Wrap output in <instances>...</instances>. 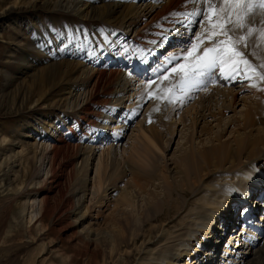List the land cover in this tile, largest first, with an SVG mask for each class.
I'll list each match as a JSON object with an SVG mask.
<instances>
[{
  "label": "bare ground",
  "instance_id": "obj_1",
  "mask_svg": "<svg viewBox=\"0 0 264 264\" xmlns=\"http://www.w3.org/2000/svg\"><path fill=\"white\" fill-rule=\"evenodd\" d=\"M218 2L221 10L229 7L221 3V0ZM196 7V4L187 3L186 0H67L64 3L62 0L41 3L38 0H0V22H9L15 29L23 30L24 36L30 33L35 42H40L41 45L38 46L42 53H32L29 58L32 56L33 62L27 60L24 69L33 70L32 66L38 62L42 63L44 72L39 74L35 67L34 73L37 74L34 85L19 86L17 92L20 96L13 94L12 101L9 100L11 95H6L3 99L11 102V106L7 108L11 110L15 107L14 112L21 109L29 112L42 105L37 111H42L38 114H43L46 121L39 130L40 126L35 128L39 133L35 135L36 141L32 144L34 152L29 156H37L38 146L41 145V153L51 154L54 158L62 157L64 161L59 164L60 169L69 166L73 176L77 160H90L98 149L95 145L110 135L108 130L115 131L110 135L111 138L114 137L111 142L115 141V146L108 149L118 150L116 147L127 130V125L122 127L121 123L133 120L140 112L142 104L152 97L151 94L155 95L158 102L150 108V112H155V108L162 110L163 100L168 104L167 108L171 107L172 102H168L170 97L167 99V96L162 98L158 95L166 87L162 79L168 78L170 85H182L184 74L180 72V68L191 67L197 63L198 54L203 47L212 44L206 37L214 29L207 22V28L205 24L201 26L199 40L196 41L200 52L194 49L193 53L186 54L175 72L166 71L172 65L169 60L166 64L161 61L156 65L152 58L166 50V44L184 46L193 41L192 29L199 18L189 16L188 13ZM38 8L66 13V23L52 21L45 31L41 28V22L39 26L26 28L30 25L27 18ZM89 14L97 29L91 28V21L87 18ZM262 15L264 13L258 10L257 19ZM219 39L226 37L220 36ZM48 45H51L50 49ZM240 47L253 64L264 65V34L256 31L250 46L245 49L241 44ZM73 52L75 54L71 56ZM179 53L178 51L177 54ZM152 64L153 70L150 72ZM241 67L246 68L247 79L243 75H233L226 71L225 75L232 78L221 77L217 85L201 93L198 104L188 111V120L193 129L197 126L205 130L206 127L203 126L206 123H213L207 120L209 117L219 125L218 134L210 138L208 143L200 148L192 145L189 146L190 149L188 146L184 147L170 160H164V164L161 162L162 165L154 157V148L150 145L143 146V151L140 147L142 152L136 150V157L130 154L132 164L126 166L129 173L124 168L119 172L122 182L126 179L129 184L119 189L122 191L117 199L104 205L107 206L106 211L110 210L107 216L99 217V211L93 208L95 202L100 201L103 204L104 198H100L98 192H106L108 188L100 184V181L95 184L98 195L93 196L85 210L84 200L65 201L69 205L68 213L80 215L83 219L78 234L90 242L96 241L102 245L101 250L88 252L89 256L84 264H264V220L255 221L254 224L258 225L255 231L242 230L244 238L232 231L224 246V252L214 263V245L220 239L219 231L215 233L216 242L210 241L213 246L206 249V256H198V246L203 242L201 234L206 231L205 237H210L213 234L211 230H220V227L225 229L227 225L224 223L229 224V220H232V213L229 212L235 210V204L230 202H235L238 198L235 186H239L242 193L248 188L264 189V91L261 90L264 89V81L260 80L253 69L245 65ZM144 71L150 72L151 78L162 73L164 76L153 80V83H146V86L139 84L132 99L127 100L130 101L128 111H121L126 104L124 96L134 90V87H130L138 84L136 80L140 78L136 79V76ZM258 71L264 72V67L258 68ZM40 80L51 87L58 82L63 84V88L56 93L61 96L62 107H54L50 113L46 112L44 100H56L52 98L51 89L39 84ZM199 80L200 83H193L190 89L185 90L184 95L181 94L182 97L177 94L182 100L179 101L177 97L179 103L173 105L171 111L179 110L183 103L189 102L194 88L202 90L207 87L209 82L206 76ZM77 89L84 91V104L80 103L82 94H75ZM23 91L25 94L21 98ZM172 93L176 92H170V95ZM246 93L253 96L249 95L247 98L248 95H244ZM135 98L136 102H133ZM219 98L223 99L220 104L217 102ZM31 100H34V104L28 106L27 103ZM240 100L243 101L245 109L240 115L227 120L226 111L229 108L234 110ZM178 101L175 99L174 102ZM108 102L110 106L106 105ZM134 103L135 106H131ZM118 111L121 112L119 117H124L123 121L116 118ZM235 113L237 114L236 111ZM65 117L66 121L70 120L69 127L62 123L61 119ZM93 117L103 123L100 122L99 128L91 133L89 126H96L97 123V118ZM184 117L180 116V123L184 122ZM112 121H115L114 124L107 126ZM116 124L119 127H115ZM231 126L230 137L226 139L224 137ZM199 132L200 130L197 134ZM88 136L95 144L94 147L83 145V140ZM144 136L153 138L146 132ZM6 140H9L7 135L2 141ZM146 148L151 150L146 151ZM104 152L105 150L102 153ZM105 173L106 167L102 166L100 176L104 177ZM88 179V172L84 173V170L76 178L82 197L88 194ZM133 189L137 195H134ZM136 197H143L141 209L136 205ZM130 206H137L136 215L133 209H129ZM229 206L232 208L228 211ZM211 215H214L215 220L209 224L207 219ZM34 216L41 218L42 209ZM218 218H221L220 227H217ZM57 220L62 221V217ZM78 221L80 220L77 218L72 222L76 225ZM96 226H103L105 229H97ZM210 256L211 259L204 260Z\"/></svg>",
  "mask_w": 264,
  "mask_h": 264
},
{
  "label": "rangeland",
  "instance_id": "obj_2",
  "mask_svg": "<svg viewBox=\"0 0 264 264\" xmlns=\"http://www.w3.org/2000/svg\"><path fill=\"white\" fill-rule=\"evenodd\" d=\"M8 1L9 0H6V2ZM38 1L41 3L61 0ZM62 1L64 3L67 0ZM218 1L219 0H216V3L210 5L208 8L216 7L220 9L221 4H218ZM65 16L66 13L64 12L56 13L51 10L46 11L45 9L38 8L27 18L29 19L28 21L31 26L29 25L26 28L31 29L32 26H39V22H41V28L45 31L46 27L55 21L60 20V22L65 24ZM87 18L91 21V28L97 29L96 23L91 20V14L87 15ZM206 22L209 23L208 20H206L203 24H205L207 28L208 26ZM8 23L0 22V264H84L87 262L89 256L88 252H91V250L99 251L102 249V245L100 242H90L86 237H81L78 234V230L82 227L80 223L83 222V219L80 215H74L70 212L68 213L69 205H67L65 201L67 199H70L71 202L80 199L84 200L85 210V206L91 203L93 196L95 197L99 193V195H101L100 198H104V202L103 204H101L100 201L98 203L95 202L93 208L96 209V211H99V217L107 216L110 213V210L106 211L107 206L104 207V205L107 202L110 204V201L113 202L117 199L122 191V189H119L124 188L129 184L126 179L122 182L119 172L124 168V170L126 169L127 173H129L126 166L128 165L129 167V164L130 166L132 164L130 163V154L135 156L138 150L140 152L145 150L143 149V146L150 145L152 146L151 148H154V157L159 160L158 162L162 165L164 164V160H170L176 153L179 154L184 147L188 148L192 145L194 148H200L206 144V142L208 143L210 138L215 137L219 130V125L209 117L207 120L213 123H206L203 126V128L206 127L205 130H201V128H198L197 126L193 129L191 122L188 120V111L198 104L202 95L201 91H194L192 98L188 100L189 102L183 103L179 110L172 109L171 111V108L174 107L173 105L182 100L179 95L182 97L181 94H183L184 88H180L179 86L176 88L175 85L168 84L169 79L163 77L164 79L162 80L166 87H164L163 91L160 90L158 95L162 98L167 96V99L170 97L173 100L170 104L171 107L167 108L166 106L168 104L166 105V101L163 100L164 107H162V110L155 108L156 114L155 112H150V108L154 104H157L158 99L154 94L152 95L149 93L152 97L148 99L146 103L142 104L140 112L135 116L136 118L134 121H127L129 124H126L123 121L124 117L121 115L119 117L121 112L117 113L116 118L118 117L117 119H122L121 121H123V124L121 123L120 126L123 127L127 125L125 137L116 147L118 150L116 149V151H114L108 149L115 146V141L111 142L114 137L111 138L110 136L115 132L114 130L108 131L110 133L109 137L105 140H101L97 145L90 141L91 139L89 136L88 138L86 137L82 142L83 145L89 147H94L95 145L98 149H95L96 153L90 160H77L75 163V174H73V176L69 166L60 169L59 164L64 161L62 157L54 158L51 154L41 153L43 151L41 145L38 146L39 150L37 156L31 158L29 154L34 152L32 144L36 141L35 135L39 133V131L36 130L37 126H40L38 128L39 130L41 125L46 121L43 114H38V112L42 111H37L42 105H39L38 108L35 110L32 109L29 112L22 109L14 112L13 110H16L15 107L11 110H8L7 108V106H11V102H5L3 99L6 95H11V99L9 98V100L12 101L13 94L20 96L19 92H17L19 86L31 87L34 85V77L37 74L34 73L35 67L38 68L36 69L39 74L44 72L42 63L39 64L38 62L34 64L35 66H32L34 71L32 69L27 71L24 69L27 60L28 62L29 60L30 62H33V57L31 56V58H29L32 53H42L40 50L41 45L40 42H35L34 36L30 33L24 36L23 30L15 29V26L9 25ZM187 23L186 20V24ZM196 25L198 26L196 27ZM200 25V23L194 25L192 29V37L193 32L194 37L196 34L198 35L201 29V27L199 29ZM217 30L218 29H214V31ZM254 32L256 33V31ZM48 37L50 38L51 36ZM50 48L51 45H48V49ZM74 54L75 53L73 52L71 56ZM61 59L64 60L65 58ZM246 82L247 81H244V83ZM138 83L143 84L141 81ZM39 84L43 87L46 86V83L41 80L39 81ZM146 85V83L143 84V86ZM46 87L47 89H51L52 98L53 100H56V102L48 101V99L44 100V102H46L44 108L46 112L50 113L52 110L51 108L55 107L58 109L63 106V101H60L61 96L56 95V93H59L58 90L63 88V84L58 82L52 87L51 85ZM133 87L134 90L130 92V94L128 93L124 96L126 98V104L123 105L124 108L121 109V111H128L130 101L127 100L132 99L134 93L137 91L138 84L130 88ZM77 90L75 91V94L78 95L84 92L83 89ZM174 91L176 93L170 95V92ZM131 93H133V95H131ZM24 94L25 91L21 93V98L24 97ZM177 94L179 95L177 96ZM244 95H248V98L250 94L246 93ZM84 96L85 94H82V97L80 96L81 104H84ZM251 96L253 95H250V97ZM177 97H179V101ZM240 98L241 96H239L238 99ZM136 99L137 98H135L133 102H136ZM175 99L178 102H174ZM222 101L223 99L219 98L217 102L220 104ZM32 103L34 104V100H31L27 105L29 106L30 104L31 106L33 105ZM106 105L110 106L111 104L108 102ZM131 106H135V103ZM243 109H245V106L243 101L240 100V104L234 110L232 109L231 111V108H229V110L226 111V119L229 120V118L240 115ZM215 110L217 112V109ZM183 115L185 116L184 122L180 123L179 118ZM66 119V117L62 118V123L69 127L70 120L66 121ZM96 121V126H89L88 130L91 133L99 128L100 122L103 123V121H100L98 118ZM113 122L115 121H112L107 126H111V124H114ZM116 126L119 127L118 124H116L115 127ZM232 127L233 126L228 128L224 138L228 139L230 137ZM199 130L200 132L197 134V131ZM75 132L77 134L78 131L75 130ZM145 132L149 136H153V138H146L144 136ZM5 135H7L9 140L2 141ZM27 135L30 136L27 137ZM98 146H102V148ZM22 147H24V149ZM151 148H146V151L151 150ZM102 150H105V152L102 153ZM3 159H5V161H3ZM2 162L7 164L4 165ZM102 166L106 167L104 177L100 176V168ZM83 170L84 173L85 171L88 172L89 179L88 194H85L82 197V192L79 189L76 178L80 177V172H83ZM100 177L102 178L99 180ZM13 180L15 182H13ZM99 181L104 187L108 186L106 192L100 191L96 193L97 189L95 184H98ZM213 183H216V181ZM12 188L14 190H11ZM18 189L19 191L16 192ZM133 193L134 195H137L134 189ZM206 194L208 195L209 193ZM141 198L138 197L135 199L136 205H138L140 209L142 205ZM95 200L97 201L98 198ZM39 209H42V217H38L39 221H37L38 218L34 215ZM129 209H133V213L136 215L137 206L135 208L130 206ZM59 217H62V221L57 220ZM131 217L133 218V216ZM77 218L80 221L75 225L72 221L77 220ZM96 227L97 229H105L103 226ZM128 230L130 231L131 229L129 228ZM93 238H95V235ZM216 240L217 239L215 238L212 241L215 243ZM204 256L206 255L204 254L201 257L204 258Z\"/></svg>",
  "mask_w": 264,
  "mask_h": 264
},
{
  "label": "snow or ice",
  "instance_id": "obj_3",
  "mask_svg": "<svg viewBox=\"0 0 264 264\" xmlns=\"http://www.w3.org/2000/svg\"><path fill=\"white\" fill-rule=\"evenodd\" d=\"M186 2L197 5L195 9L188 13L189 16L198 17L201 26H203L204 20H208L210 28L219 29V31L210 32L206 39L212 43V46L203 47L202 52L195 43V39L199 38L197 35L190 42L188 48L169 58L168 62L173 64V67L166 71L175 72L182 57L185 54L193 53L195 49L196 52H200L197 63L191 67L180 68V72L184 74V79L181 81L182 86L200 83V77L215 75L217 71L224 79L232 78L225 75L226 71L233 75H243L247 79L246 68L241 67V65L256 71L260 80L264 81V72L258 71V68L264 67V65L253 64L240 47L241 44L245 49L250 46L254 31L264 34V15L257 19L258 10L264 13V0H221V3L229 6L223 10L216 7H202L214 5L216 0H186ZM220 36H224L226 39H219ZM201 44H203V41H201ZM153 82L149 81V83ZM261 90L264 91V89ZM168 102H172L171 98L168 99Z\"/></svg>",
  "mask_w": 264,
  "mask_h": 264
}]
</instances>
